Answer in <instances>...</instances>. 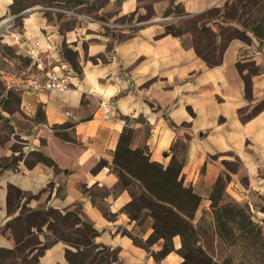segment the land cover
<instances>
[{
  "label": "crops",
  "instance_id": "1",
  "mask_svg": "<svg viewBox=\"0 0 264 264\" xmlns=\"http://www.w3.org/2000/svg\"><path fill=\"white\" fill-rule=\"evenodd\" d=\"M236 1L83 0L74 4L75 11L52 8L62 12L58 16L13 13L21 17L19 28L10 26L13 34L41 44L49 40L54 50L37 65L10 37L27 63L18 67L0 51V70L43 79L63 66L69 87L61 94L12 92L0 99V252H14L35 237L43 244L44 235L52 236L46 225L38 229L29 219L31 212L79 207L98 232L94 244L115 250L117 264H156L127 235L135 226L124 212L131 197L115 190L118 177L110 170L124 128L133 131L131 149L144 150L151 162L166 167L173 156L182 160L183 185L201 198L194 223L203 211L210 212L212 187L226 176L222 205L242 208L264 232V39L258 41L234 15ZM12 4L0 0V27ZM210 11L215 14L209 17ZM166 25L184 32L166 34ZM202 28L216 35L212 47L219 51L218 65L210 67L198 55L203 52L196 36ZM225 28L244 32L247 41L227 40L220 51ZM103 102L114 110L111 121L101 119ZM43 123L72 128L49 135L38 127ZM101 161L107 165L96 169ZM180 248L175 241V251ZM66 249L64 242H55L37 264H68ZM35 252L34 246L25 247L24 262ZM181 262L172 252L159 264Z\"/></svg>",
  "mask_w": 264,
  "mask_h": 264
},
{
  "label": "trees",
  "instance_id": "2",
  "mask_svg": "<svg viewBox=\"0 0 264 264\" xmlns=\"http://www.w3.org/2000/svg\"><path fill=\"white\" fill-rule=\"evenodd\" d=\"M254 1L256 4L260 3V0H238L236 7L241 10V13L247 8L248 11L246 13L251 14V3ZM244 25L258 41L261 42L264 39V15L261 18L255 17L248 23L244 22ZM164 31L166 34L173 36H179L184 32L182 30L178 31L177 28L171 25H166ZM201 32L210 36L212 44V40H214L216 35L208 28H202ZM222 36H224L226 42L222 44L220 51L226 47L227 40L237 38L247 41L244 32L231 28H225ZM198 55L202 56L210 67L220 63V58H209L207 54L199 53V51ZM0 74L29 75V73L21 70L12 72L0 70ZM245 86L249 88L247 79H245ZM65 128H72V125L60 128L53 127L54 130ZM132 138L133 131L129 128H124L114 151L110 170L118 177V185L115 190L117 192L127 191L131 197V201L125 206L124 212L131 221L135 222L134 228L139 227L145 218L152 220V232L146 239L142 237L144 234L141 237L132 236V231L128 232L127 235L132 239L134 245L144 249L148 254H150L148 250L161 241L160 249L156 252H151L150 255L155 262H160L170 253L175 252L173 244L175 236H179L182 240L180 250L184 249L188 239L194 237L193 234L197 228L191 222L194 220L195 213L199 207L200 197L194 193L192 188L184 187L180 176L182 161H178L173 156L166 167L157 162H151L148 153L144 150L131 149ZM40 160L46 165H53L48 158L41 156ZM106 165L105 162L101 161L96 166V169ZM225 181L226 176L219 177L212 187L210 195V211L214 220L216 238L226 242L231 247L240 245L241 248L239 250L243 253L242 257L246 258L250 254L260 264H264V232L261 224L258 222L253 223L251 219H248L242 208L230 205L224 206L219 203L226 185ZM31 217L38 229L40 226L46 225L47 230L53 236V239L43 244L38 242L34 246V249L38 251L37 257L47 247L57 241H62L67 247L69 246L65 250L68 264H77L73 261L77 259L80 261L90 259V264H117L118 259L115 250L110 251L105 247L94 244L93 241L98 232L83 218L79 207H75L72 211L64 212L53 209H49L46 212H31L29 214L30 220ZM233 226H237L240 230L246 229L247 231H240L234 235L232 234ZM65 227L69 228L68 233L75 234L76 238L73 242L69 239H64ZM168 231L173 232L169 233ZM93 251H95V254H92ZM103 252H106L105 257L99 258V255ZM182 256L184 261L181 264H192L193 257L191 253L183 254ZM195 257L199 260L197 264H219L202 253Z\"/></svg>",
  "mask_w": 264,
  "mask_h": 264
},
{
  "label": "rangeland",
  "instance_id": "3",
  "mask_svg": "<svg viewBox=\"0 0 264 264\" xmlns=\"http://www.w3.org/2000/svg\"><path fill=\"white\" fill-rule=\"evenodd\" d=\"M13 4L11 5V11H8L6 16H4V19H7V23L4 24V26L2 27V31L0 30V37H6L5 40L3 41V43H0V51L1 53L5 54L7 57L11 58L12 60L18 62V67L19 66H23L26 65L27 61L25 58L18 56L16 54L15 48L11 46L10 43V37L12 32L10 31L11 28L10 26L13 25L15 28L16 27H20L21 25V17H15L13 15V13L16 11H26L28 10L29 12L27 13V15H31L34 14L36 12H42L44 13L46 16L49 17L50 14H56L58 15H62L61 13H56V12H60V11H55V10H51L53 9H63V10H67V11H73L74 9V4L77 2H81L83 0H12ZM238 1L235 2V6H237ZM151 4L149 2L144 4V8H145V16L144 17H151L150 14L151 12V8H150ZM251 10L252 13H246L248 11V9L246 8L245 11H243V13H241V11L236 10L234 8V15L242 21V23L244 24V22H250L251 19L257 17V18H261L264 15V8H263V3H258L256 4V2H252L251 3ZM75 11V10H74ZM246 14H245V13ZM64 14V13H63ZM215 14V11H210L207 16H213ZM141 20L142 17H139L138 20ZM2 21V20H1ZM0 21V23H2ZM130 19L127 20H121L119 22H129ZM0 27V29H1ZM178 31H180L181 29H177ZM2 37L0 38V40H2ZM196 46H198V48L201 50V52L207 54L209 56V58L214 57L215 59L219 56V51L215 50L212 47L211 44V40H210V36L206 35V34H197L196 36ZM6 44V45H3ZM211 44V45H210ZM9 45V46H8ZM5 89V83L0 80V95L2 94V92ZM181 148L180 147V153H178L177 155H181ZM177 158V157H176ZM178 161H182L179 157L177 158ZM222 197V196H221ZM220 197V198H221ZM201 200V198H200ZM222 198L219 201L220 204H222ZM211 211H203L202 216L200 217L199 221L197 223H194V221H192V225L194 227L197 228V230L194 231L193 234V238L192 239H188L187 242L185 243V247L183 250H178L175 251V253H177L179 255V257L182 259V262L184 261L183 258V254H189L191 253L192 257H193V261L192 264H197L198 263V259L195 257L198 254L202 253L206 256H208L209 258H212L213 261H216L219 264H260L256 258L252 257L250 254L247 255L246 258L242 257L243 253H241V250H239L238 248H233L231 246H229L226 242L221 241L219 238H216V233H215V229H214V223L211 221ZM151 225H152V220L150 218H145L141 225L136 228H134L132 230V236L134 237H141L142 234H146L148 232H152L151 229ZM246 230V229H245ZM244 229H239L237 226H233L232 228V234H237L240 231H245ZM69 228L64 229V239L65 240H71L72 242L75 240V234H70L68 233ZM247 231V230H246ZM169 233L173 232V231H168ZM44 243L51 240L53 237L52 236H46L44 235ZM144 238V237H143ZM180 241L181 243V238L179 236H175L173 238V244L174 242ZM141 245H143V243L141 241H139ZM38 243V240L34 238L28 240V242L21 244L16 251L14 252H0V264H37V255H38V251L35 252L34 256H32V258H30L28 261L24 262L25 259L24 257H26L23 252L25 247H30V246H35ZM162 244L161 241H159V243H157L156 245L153 246V249L160 247ZM157 246V247H155ZM69 247V246H68ZM148 252L151 255V250H148ZM155 252V251H154ZM92 254H95V251L92 252ZM106 252H103L102 254L99 255L100 257H105ZM153 258V257H152ZM154 260V259H153ZM75 261V263L77 264H90V259H86V260H73ZM161 262V261H160ZM160 262H155L156 264H159ZM181 262V263H182ZM103 263V262H102ZM104 264V263H103Z\"/></svg>",
  "mask_w": 264,
  "mask_h": 264
},
{
  "label": "built area",
  "instance_id": "4",
  "mask_svg": "<svg viewBox=\"0 0 264 264\" xmlns=\"http://www.w3.org/2000/svg\"><path fill=\"white\" fill-rule=\"evenodd\" d=\"M65 13L71 14L67 11H65ZM11 40L12 45L22 50L23 55L37 65L41 63L43 54H48L50 51L54 50V46L49 40H46L44 44H41L39 41L30 42L22 33H12ZM0 80L5 83V89L0 95V99H7L12 92L49 91L61 94L66 92L69 87V73L63 66L53 67L51 70L47 71L43 79L34 77L31 74L28 76L0 74ZM99 111L102 120L105 122L112 120L114 110L110 103H101ZM66 116L70 117V113L67 112ZM38 127L49 135L55 132L53 127L46 123L40 124Z\"/></svg>",
  "mask_w": 264,
  "mask_h": 264
}]
</instances>
